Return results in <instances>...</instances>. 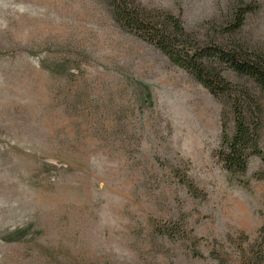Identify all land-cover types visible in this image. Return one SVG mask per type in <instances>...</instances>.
<instances>
[{
	"label": "rangeland",
	"instance_id": "374dc122",
	"mask_svg": "<svg viewBox=\"0 0 264 264\" xmlns=\"http://www.w3.org/2000/svg\"><path fill=\"white\" fill-rule=\"evenodd\" d=\"M134 1L264 52V0L231 35L240 0ZM223 129L224 101L105 0H0V264H240L264 228V155L230 175Z\"/></svg>",
	"mask_w": 264,
	"mask_h": 264
},
{
	"label": "trees",
	"instance_id": "16d2710c",
	"mask_svg": "<svg viewBox=\"0 0 264 264\" xmlns=\"http://www.w3.org/2000/svg\"><path fill=\"white\" fill-rule=\"evenodd\" d=\"M105 2L113 21L123 31L162 52L173 66L189 73L209 94L224 101L231 111L234 131L229 135L223 129L217 158L230 175L246 174L249 160L264 155L260 149L264 107L250 89L231 83L224 72L233 71L264 92V52L251 51L235 41L223 44L214 37L201 43L186 33L180 18L146 9L134 0ZM256 10V6L240 0L226 33L240 31L246 15ZM258 237L249 251H240V264H264V228Z\"/></svg>",
	"mask_w": 264,
	"mask_h": 264
}]
</instances>
